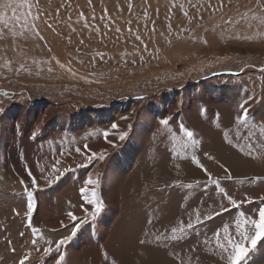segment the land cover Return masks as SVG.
Masks as SVG:
<instances>
[{
    "label": "rangeland",
    "instance_id": "1",
    "mask_svg": "<svg viewBox=\"0 0 264 264\" xmlns=\"http://www.w3.org/2000/svg\"><path fill=\"white\" fill-rule=\"evenodd\" d=\"M5 4L15 8L17 16L21 17L19 23L12 19V8L5 9ZM21 4L27 6L20 7ZM29 7L33 16L39 13L38 20L33 21L31 16L24 19ZM0 12H7L5 18L9 20V27L0 23V166L4 159L10 157L13 165L22 167L28 178L34 167L42 175L48 174L55 163L56 169L60 168L55 171L60 173V177L57 176L56 180L54 173L50 180L42 183L44 186L10 190L0 183V264H19V260L28 253L31 255L26 264H112L114 260L108 251L130 241L135 233L138 235L135 242L142 245L144 252L155 249L153 253L160 257L159 251L165 249L168 242L175 243L174 240L171 242L172 229H179L176 226L179 218L185 222V231L176 234L184 235L182 241L186 238L188 242L198 244L189 246L187 251L191 254L197 252V257L187 259L184 264H206L214 258L225 264L219 251L214 250L212 244L205 245L203 240L206 237L213 240L215 230H222L224 226H229L234 232V222L240 218L241 212L251 216L264 206V177H233L249 173L231 175L229 169L226 173L227 167L221 168L225 172L223 175L217 178L211 175L205 183L182 178L167 186H151L148 209L141 202L133 219L126 218L125 210H122V217L118 216L111 226L109 238L93 240L94 245L97 244L92 248L93 252L99 255H92L89 250L76 254L68 249L81 239L87 228L93 231L98 227L97 220L105 211L102 183L108 163L116 156L113 149L117 145L110 139L124 133L135 135L137 127H140L138 121L147 109L149 116L160 111L165 116L155 117L143 152L150 137L157 138L160 134H155L161 130L163 136L154 140L156 143L166 140L167 129L160 124L162 119L169 120L168 128H175L171 136L178 139L181 146L171 149L170 153L198 163L197 166L207 168L209 157H213L211 148L204 145L208 134L221 140L216 150L221 152L223 159L229 158L228 150L247 153L252 145L253 153L258 151L259 142H249L253 135L264 141L261 134L264 129V0H0ZM33 24L43 39L35 35ZM166 63L167 68L164 69ZM203 83L207 84V88L203 87L205 98L223 93L222 96L245 99L248 121L241 123L237 119L242 109L228 100L217 102L215 108L207 106L206 102L196 106L191 104L189 111L195 112L197 127L177 122L185 115L180 109L167 116L169 103L174 102L183 88L191 91ZM132 106L136 112L127 115ZM22 113L36 117L46 114L49 118L58 115L64 123L68 120L77 123L90 115H97L98 126L119 124L115 129L106 128L108 131L98 128L95 136L87 133L78 139L71 135L77 130L84 131L87 124L83 123L76 131L73 128L59 130L57 135H46L45 129H39L28 136V122L20 120ZM11 116L16 118L10 126L11 135L5 140V122L10 124L8 118ZM126 120H130L127 131L121 126ZM186 131L194 133L195 144L189 141ZM105 132L108 133L107 138ZM63 133L68 137L54 138ZM95 137L110 149L104 152L102 148L97 152L84 148L83 152H96L104 159H93L89 163L84 155L83 162L75 164L73 161L66 168H61V162L57 163V152H63L71 144L80 147L85 139ZM229 139L231 144L227 142ZM5 142L10 143L6 158L1 151ZM211 159L218 163L217 158ZM97 166L99 169L94 180L98 178L100 183L92 190L96 192L102 208L95 218L92 214L96 207L88 203V199H93L91 192L87 197L81 190L76 193L80 185H74L69 197L76 201L74 208L78 211L71 213L77 219L70 218L69 223L55 227L44 226L50 220L59 223L66 215L69 217L65 210L57 212L58 203L52 199L64 190V182L60 185L61 181L69 176L80 183L82 173ZM214 180L219 184H214ZM82 184L86 187L87 181ZM221 187L226 195L221 193ZM61 197L64 202L63 195ZM228 197L237 200L240 207L230 205ZM29 205L32 206L31 215ZM221 205L227 211H222ZM67 206L72 205L67 202ZM197 210L202 216L200 222L195 220ZM217 211H222V214L215 215ZM139 212L143 213L142 217ZM189 213H192V229L186 228ZM209 214L214 219L209 220ZM145 219H151L150 224L143 223ZM77 224L79 231L72 236L73 226ZM33 239L36 240L35 245L32 244ZM61 239L67 241L62 246L58 243ZM262 246L264 238L249 252L247 264H254L253 260L259 256ZM28 247L32 250H24ZM49 247L51 253L45 254ZM81 249L75 250L79 252ZM260 264H264V258Z\"/></svg>",
    "mask_w": 264,
    "mask_h": 264
},
{
    "label": "bare ground",
    "instance_id": "2",
    "mask_svg": "<svg viewBox=\"0 0 264 264\" xmlns=\"http://www.w3.org/2000/svg\"><path fill=\"white\" fill-rule=\"evenodd\" d=\"M0 54H2V52ZM163 67L164 69H166L167 63L163 65ZM204 86L207 88V84L203 83L202 85L195 87L191 91H189L187 88H183L181 92L176 96L174 102L172 104L169 103V107L166 109L167 116L175 114L180 109L182 112L185 113V115L184 117H181L177 122H183L190 124L192 127H197L198 121L194 117L195 112L189 111L191 104L196 106L201 102H206L205 104H207V106H210L211 108H215L217 106L216 103L222 100H228L230 102H233L234 105H239V106L241 104L245 105L247 103V101L243 98L238 99V97L229 96V95L222 96L221 94L223 93H220V95L219 93H217V96H214L212 98H207V97L205 98L203 96ZM134 112L136 111L135 108L132 106L130 111L127 113V115H132ZM22 115L23 116L20 117V120L23 121L22 119H24V121L28 122V126H27L28 136H32L39 129H45L44 133L46 135L49 134L57 135V132L59 130L68 131L71 128H73L76 131L82 126L83 123L87 124V126L85 127L86 129L84 131L77 130L74 134L71 135L74 139H78L81 137H85L87 133H91V136H95L96 135L95 131H97L98 128H102V130L108 131L109 129L106 128H112L113 125V124H105L102 126H98L96 124V122L99 120L97 119L98 117L97 115H95L94 117L93 115H90V117H88L87 119L79 120V122L77 123H74L73 120H68L67 122L64 123L61 118H58L59 117L58 115L52 116L50 118L46 114L45 115L39 114L38 117H36L31 113H22ZM150 116H149V109H147L146 112H144L143 115L141 116L140 121H138L140 123V127H137L135 135L129 133L123 141H121L119 137L110 139L113 143H116L117 145L113 149V152L116 154V156H113L112 160L108 163L102 183L103 200L104 202H106L105 211L101 215V217L97 220L98 227L96 226L93 229V231L87 228L84 231V234L82 235L81 239L73 243L71 247H69L68 249L69 252L71 251L76 254L79 253L81 254L89 250L91 251L90 254L92 253H93L92 255L97 254L98 252H93L92 249L97 246V244L96 246L94 245L95 243L93 240L102 241L105 238H109L110 235H108V233L111 229V226L113 225V223L115 222L118 216L122 217L121 216L122 210H125L123 214L125 215L126 218L133 219L134 213L141 202L146 206V209H148V206L151 203V196H150L151 186L153 187L167 186L172 181L180 180L182 178L190 182L202 181L203 183H205L204 181L209 178V176L205 174L203 169L200 166H197L198 163L190 162L188 161V159H184L183 157L177 158L170 153L171 149L181 147L177 142L178 139H176L175 137L173 138L171 136V133L175 131L174 127L168 128L171 129V131L165 129L166 130L165 132L167 134L164 135L166 137L165 138L166 140L163 142L156 143L158 137L162 135L163 130H161V133L155 134V135L160 134L159 136H157V138H153L154 136L150 137L146 150L145 152H143L145 142L148 138L147 136L149 135L150 131H152L155 117L165 116V114L160 111L157 114L151 113ZM10 118H12V120H10ZM15 118H16L15 116H11L8 118L10 124H7V122H5L6 123L5 124L6 128L4 127L5 140L9 135H11L9 130H10V126H12L11 124H14L13 120ZM176 118H179V116L177 115ZM129 122L130 120H126L121 124V126L125 128V129L123 128V130L127 131V128L129 127ZM118 124L119 123H117V125ZM176 130L178 133L181 134V129H178L177 127ZM110 131L112 132V130ZM113 132H115V130H113ZM61 136L68 137L65 133H63L59 135V137L55 136L54 138H60ZM151 138H153L152 142H151ZM250 138L251 141L249 142V144H253L251 143L252 141L259 142L257 146L258 151L255 150L256 152L253 153L254 155L249 156L244 152H239L237 149L236 152H230V150H228L227 154L230 155L229 158L223 159L221 152L219 153L218 150H216L221 140L208 134L204 139V145L211 148L212 150L211 155L214 158H217L218 163L222 165L218 164L217 161L215 160L209 159L210 164H207V168L206 167L204 168L208 170V173L213 175V178H217L219 175H223V173H225L223 170H221L222 167L224 168L227 167L226 169H229L231 171V175L244 173V172L249 173L247 175L233 176L237 178L264 177V173H261L264 171V151L262 150V146H261L262 141L258 135H253ZM252 138H256L258 140H252ZM9 144H10L9 142H5L3 147H1L2 154L5 158L7 157L6 155L8 154ZM85 144L88 145V148H90L91 151L100 152L103 148L105 152L110 149L107 144L103 143L101 140H98L96 137L95 139L92 140L90 138L84 140V142L80 146L82 152ZM173 145H176V147L171 148V146ZM77 147H78L77 145L74 146L73 144H71L69 147L64 148L63 152L60 153L57 152L58 154L56 153V155L54 154L57 158L56 159L57 162L59 163L61 162L60 163L61 164L60 166H62L61 168H66L67 165L70 166V164L73 163V161H75L74 162L75 164L84 161V159L82 160V158H85L84 155H81L80 153H77L75 151ZM199 149L200 148L195 150L196 155ZM207 150L210 149L207 148ZM4 160L5 161L0 166V180H1L0 183L3 187L10 190L17 189L19 187L21 190H24L26 187L34 186V185L44 186V184L42 183H46V181L50 180V177H52V175L55 173L54 167L56 169V163H55V166H53L52 170L48 172V174L46 173L48 175V177H46L47 176L46 174L42 175L40 171L36 170L38 168L34 167V169L31 170L32 173L31 177L29 176L28 178L26 175L23 174L22 167H20L19 165L18 166L13 165L14 163H12L10 157H7ZM134 160L135 162L133 163ZM43 168L46 169V167ZM98 169L99 166L93 168L92 170L84 171L81 175L80 183H77L69 176L65 177L61 181L60 185L64 182L63 183L64 190L61 193H59V195H55V197L52 198V199L55 198L54 199L55 202L59 204V205L57 204L56 207L57 212H61L65 210L68 214L69 212L78 211V208H74V205L76 206V201L71 199L69 195L72 194L75 188L74 185L77 186L80 185L76 189V193H78V191L81 190L82 187H84L82 183H86L87 178L91 177L92 179H94L96 177L95 173L98 171ZM55 175H56L55 177H57L60 175V173L58 174L55 173ZM57 179L58 177L56 178V180ZM17 180H21V181L18 182ZM33 180H35L36 183H33ZM16 182H18L19 184H15ZM1 185L0 187H2ZM167 190H170V188ZM62 195L63 198L65 199L64 202L63 200H61ZM41 197L43 196L41 195ZM122 197H124L123 199L124 203L121 201ZM67 202H69V204L71 203L72 206H69L70 208L68 206L66 207ZM139 216L142 217L143 213L139 212ZM54 221L50 220V222L44 224V226L55 227L58 225L67 224L70 221V217H67L66 215V218H63L61 220L62 223L61 222L56 223ZM181 221H183L182 218H179L176 221V226L178 228L181 227ZM150 222L151 219H145L143 221V223H149V224ZM183 224L185 225L184 221ZM97 233H99L100 236H97ZM135 235L136 233L132 235L130 241L122 243L119 247H116V249L112 250L111 252L108 251L109 256L115 261V264H164V263L184 264V262L187 259L196 258L198 255L197 252H195V254L188 253L189 246L198 245V244H195V242L192 244V242H188L186 238L182 241V239L184 238V235L182 234L181 235L175 234L178 237V239L175 240V243L168 242V246H166L165 249L163 248L161 251H159L161 255L160 257L156 256V254L153 253V251L156 252L155 249L153 250L151 249V251H149L148 253L144 252L142 249V245H139L135 242L137 241V237H138V235L136 236ZM172 241L173 239L171 237V242ZM80 247L82 249L79 252H77V250L75 249ZM24 250L30 251L32 250V248L28 247L25 248ZM167 254H169V257H166ZM88 257H90V255ZM263 258H264V246L260 248L259 256L257 258H254L253 260L254 264H260V260H262ZM206 264H222V263L218 259L215 260L214 258L213 261H207Z\"/></svg>",
    "mask_w": 264,
    "mask_h": 264
},
{
    "label": "snow or ice",
    "instance_id": "3",
    "mask_svg": "<svg viewBox=\"0 0 264 264\" xmlns=\"http://www.w3.org/2000/svg\"><path fill=\"white\" fill-rule=\"evenodd\" d=\"M20 7H25L27 5L25 4H21L19 5ZM4 8H12V19H14L17 23L20 22L21 17L17 16V13L15 11V8L10 5V4H5ZM28 16L32 17V20H38L39 19V13L37 12L34 16L31 13V8L29 7V12L27 14H24V19L26 20ZM5 17H7V12H0V23H2L4 25V27H9V20L6 19ZM230 23V21H229ZM33 30L35 32V35L40 36L39 31L35 29V24H33ZM139 39V37H137ZM40 39H43L42 36H40ZM146 47V46H145ZM262 71H264V69H262ZM7 93H5L6 95ZM141 99H143L141 97ZM242 112L241 114L237 117V119L241 122V123H246L248 121L249 118V111L248 108L244 105L241 104L240 105ZM160 124L165 127L166 129H168V125H169V120L167 119H162L160 121ZM118 126L113 124L112 128H117ZM168 131H171V129H168ZM261 134L264 135V129L261 130ZM127 133L121 134L119 136V139L121 141H123L126 137ZM185 135L188 137L189 141L193 144L196 143V141L194 140V133L192 131H186ZM105 138H107L108 133L105 132L104 133ZM251 139V138H250ZM229 144L232 143V140H228L227 141ZM261 146L262 148H264V141L261 142ZM253 147L252 145L249 146V149L247 151V155L252 156L253 155ZM84 148L87 149L88 145L85 144ZM243 151V149H241ZM75 151L77 153H80L81 155H85L87 158V161L90 163L93 159H104V156L98 155L96 152H91L90 154H88L87 152H82L80 147H77L75 149ZM210 159L213 157H209ZM260 158V157H257ZM58 163V162H57ZM200 167L203 169V171L205 172V174L209 177H211V174L208 173V170L206 168H203V165H200ZM55 171H59L58 169H55ZM226 173L228 172V170H225ZM31 174V173H30ZM229 178H230V173H229ZM33 183H36L35 180H33ZM100 183L99 179H92L91 177L87 178V186L83 187L81 189V193L84 194L86 197L89 194V192H91V196L93 197V199H88V203L89 204H94L96 207V212L93 213V218H95L96 214L101 210L102 208V203L99 201L98 198H96V192L92 190V188L94 186H98ZM214 184H219L218 180H214L213 181ZM189 187H191V185H189ZM221 193H225V190L223 187L220 188ZM228 203L236 208L240 207V203L231 198L228 197ZM262 204H264V202H262ZM220 209L222 211H227V208L223 205L220 206ZM29 211V215H31L32 212V206L29 205L28 208ZM222 211H217L215 213V215H221ZM69 217L72 220H76V216L69 212L68 213ZM189 221L186 225L187 229H192L193 228V221L191 219L192 213H189ZM208 219H214V216L209 214L208 215ZM195 220L196 222H200L202 220V216L199 210L196 211L195 213ZM75 228V231H73L71 233L72 236L76 235V232L79 231V225H74L73 226ZM183 233L185 231V226L183 224V221H181V227L179 229L177 228H173L172 229V239L175 241L178 239V237L175 235L177 232ZM33 234H36V230H33ZM21 235H23V233H21ZM262 238H264V206H260L258 208V211L254 214H252L251 216H246L243 212L240 213V218L235 220L234 222V232L230 229L229 226H224L221 229H217L214 232V238L213 240H209L207 237L203 240V243L205 245H209L212 244L214 247V250H218L220 253V259L225 261V264H247L246 261V257L248 256L249 252L252 249L256 248V245L258 243V241H260ZM67 241L65 239H61L59 240V245H64ZM142 243H144V241H142ZM32 244L35 245L36 244V240L33 239L32 240ZM59 250V249H57ZM52 249L51 247L47 248L46 253H51ZM30 253L26 254L22 259L19 260V264H26V261L30 258ZM105 258H107V253H105ZM112 264H115V261L112 262Z\"/></svg>",
    "mask_w": 264,
    "mask_h": 264
}]
</instances>
